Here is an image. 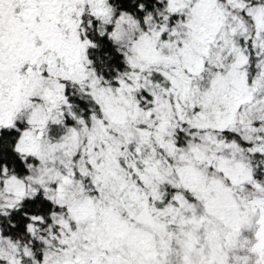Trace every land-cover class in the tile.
<instances>
[{
    "label": "snow or ice",
    "instance_id": "6c2138e0",
    "mask_svg": "<svg viewBox=\"0 0 264 264\" xmlns=\"http://www.w3.org/2000/svg\"><path fill=\"white\" fill-rule=\"evenodd\" d=\"M0 264H264V0H0Z\"/></svg>",
    "mask_w": 264,
    "mask_h": 264
}]
</instances>
